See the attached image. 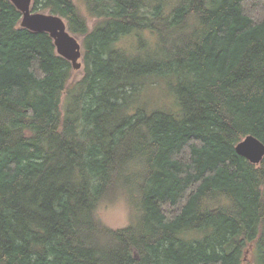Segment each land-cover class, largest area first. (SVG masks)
<instances>
[{
	"label": "trees",
	"instance_id": "obj_1",
	"mask_svg": "<svg viewBox=\"0 0 264 264\" xmlns=\"http://www.w3.org/2000/svg\"><path fill=\"white\" fill-rule=\"evenodd\" d=\"M32 11L83 38L84 77L0 0V264H264V159L236 152L264 143V0ZM114 198L125 228L98 216Z\"/></svg>",
	"mask_w": 264,
	"mask_h": 264
},
{
	"label": "water",
	"instance_id": "obj_2",
	"mask_svg": "<svg viewBox=\"0 0 264 264\" xmlns=\"http://www.w3.org/2000/svg\"><path fill=\"white\" fill-rule=\"evenodd\" d=\"M22 14L21 27L33 33H47L53 39L59 56L68 60L75 71L82 68V45L70 33L67 23L59 16L47 13H34L33 0H10ZM236 152L253 165H259L264 159V143L253 136L243 139Z\"/></svg>",
	"mask_w": 264,
	"mask_h": 264
},
{
	"label": "rangeland",
	"instance_id": "obj_3",
	"mask_svg": "<svg viewBox=\"0 0 264 264\" xmlns=\"http://www.w3.org/2000/svg\"><path fill=\"white\" fill-rule=\"evenodd\" d=\"M76 5H81V0H72ZM90 27H94V21L89 22ZM144 39H146V35L143 36ZM82 48H83V52L85 54V50H84V46H83V38L82 37H78ZM128 41V39L126 40ZM131 45L130 43H127V47ZM122 46H124L122 44ZM125 47V46H124ZM126 48V47H125ZM84 57L82 56L81 62H82V68L79 71H73L74 75H73V79H72V83L79 81L80 79L82 80L84 77V69H83V65H84ZM152 87L148 88L145 91L144 97L142 99V103H144V101L146 100L148 107L151 108H156L157 106H162L164 103V100L167 98V91H166V95L164 97V99L162 98L161 93L159 92V90H157L156 92H154L158 98L155 99L152 94H151V90L152 88H157V82L151 85ZM170 102V101H168ZM140 100L137 102V104H140ZM136 104V105H137ZM159 107V108H160ZM115 200V198H114ZM108 204H103L99 211H98V216L101 219V221L108 227L114 228V229H119V228H125L127 226H129L130 224H132L133 222L136 221V215L135 213L132 212V207L131 205H129V203L127 202V200L125 198H118L117 200L113 201V202H106ZM249 254H247V264H256L255 263V257L253 254V248L249 247L248 251L250 250ZM257 264H259V262H257Z\"/></svg>",
	"mask_w": 264,
	"mask_h": 264
}]
</instances>
